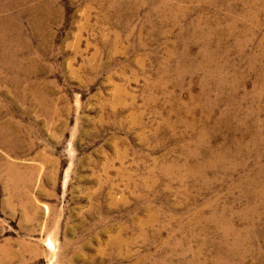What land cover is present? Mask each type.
Returning a JSON list of instances; mask_svg holds the SVG:
<instances>
[{"label":"rangeland","instance_id":"1","mask_svg":"<svg viewBox=\"0 0 264 264\" xmlns=\"http://www.w3.org/2000/svg\"><path fill=\"white\" fill-rule=\"evenodd\" d=\"M0 264H264V0H0Z\"/></svg>","mask_w":264,"mask_h":264},{"label":"bare ground","instance_id":"2","mask_svg":"<svg viewBox=\"0 0 264 264\" xmlns=\"http://www.w3.org/2000/svg\"><path fill=\"white\" fill-rule=\"evenodd\" d=\"M262 15H263V14H262ZM256 17H257V16H256ZM257 18H258V17H257ZM257 18H256V19H257ZM258 20H259V19H258ZM260 20H262V21H263V19H260ZM262 21H261V22H262ZM258 26H259V25H258ZM260 26H261V25H260ZM194 68H195V67H194ZM212 166H213V165H212ZM262 185H263V184H262ZM261 203H262V202H261Z\"/></svg>","mask_w":264,"mask_h":264}]
</instances>
